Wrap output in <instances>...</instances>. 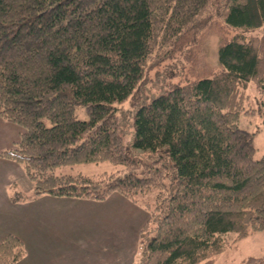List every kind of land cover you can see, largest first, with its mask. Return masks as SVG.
Returning <instances> with one entry per match:
<instances>
[{
  "label": "trees",
  "instance_id": "obj_1",
  "mask_svg": "<svg viewBox=\"0 0 264 264\" xmlns=\"http://www.w3.org/2000/svg\"><path fill=\"white\" fill-rule=\"evenodd\" d=\"M216 20L234 34L221 35L219 72L204 63L198 75L193 49ZM166 61L181 64L167 76L182 79L144 103L149 73ZM250 83L264 115V0H0V118L23 129L0 157L22 166L36 197L117 193L137 205L154 193L141 264H213L227 235L264 230V156L254 158L252 134L239 127L256 111ZM88 163L122 170L56 173ZM24 255L17 236L0 241V264Z\"/></svg>",
  "mask_w": 264,
  "mask_h": 264
},
{
  "label": "rangeland",
  "instance_id": "obj_2",
  "mask_svg": "<svg viewBox=\"0 0 264 264\" xmlns=\"http://www.w3.org/2000/svg\"><path fill=\"white\" fill-rule=\"evenodd\" d=\"M233 34V30L227 29L217 20L205 31L199 40L198 47L193 49L198 61H202L198 75L204 73V63L211 68L212 73L219 72L217 48L221 42V35L229 38ZM171 64L172 61H166L149 73V82L146 84L149 87V92L144 103H148L153 96L163 92L167 84H174L182 79L181 75L178 74L172 77L167 76L169 71H180V63ZM186 69L188 72L189 67L186 66ZM246 93L249 96L250 107L256 111L254 115L242 114L239 127L252 134V142L256 149L254 158L260 159L264 156V115L258 112V92L253 84H249ZM129 104V102H125L118 107L119 117L127 119L121 121L123 125L120 130L125 145L129 144L133 130L128 122ZM76 116L79 120H86L83 108L76 109ZM22 131L23 129L19 126L7 121L5 124H0V151L12 148L13 142L19 139ZM119 170H122L121 167L109 163H88L62 168L56 173H82L96 176L104 172L115 173ZM136 174L140 176L138 171ZM19 193L24 194L27 199L25 201L16 200L15 198L19 197ZM43 197L47 198L37 200L38 197L33 193L32 182L26 177L21 165L0 157V239L9 233L20 238L29 257L27 261H31L32 256L37 255L32 251V244L33 242L36 243L33 234L36 230H41V237L45 238L49 244H59L62 247L68 246L70 241L79 244L82 249L79 254L92 256L93 248L96 246V262L101 260L108 264H141L142 248L138 242V230L149 216L144 205L146 202L151 203L153 201L154 193L144 197L138 196L139 204L137 205L117 193L110 194L103 201L66 198L67 200L62 202L65 203L66 207H62L61 211H43L41 215H49L48 219L44 218L42 223H30L31 204L54 205L56 203L53 200L56 199L55 197L47 195ZM75 200L96 202V223L92 218L95 210L90 207H80L77 205L80 203L75 202ZM134 206L138 208H134ZM55 216L62 218L56 220ZM44 231L49 234L46 236ZM150 232L149 235L152 236V229ZM226 242L225 250L215 257L213 264H238L248 257H264V230L249 235L238 242L236 236L230 234L226 236ZM44 254L48 256L49 261L54 263L56 260L53 261V259L62 255L67 256L68 254L71 258H78L76 253H59L56 250H50Z\"/></svg>",
  "mask_w": 264,
  "mask_h": 264
},
{
  "label": "crops",
  "instance_id": "obj_3",
  "mask_svg": "<svg viewBox=\"0 0 264 264\" xmlns=\"http://www.w3.org/2000/svg\"><path fill=\"white\" fill-rule=\"evenodd\" d=\"M2 120L0 121V122H2L0 124H5V121H2ZM37 197H38L37 200H44V198L45 199L47 198V197H43V196H37ZM53 200H55V202H56V203H54V205L53 204L52 205H46V204L32 205L31 204L30 211H29L30 212V223H42L41 221L44 218L48 219L49 215H47V216L41 215V213L43 211H45V212H59L63 209L62 207H66L65 203H62L64 200H67L66 198H56ZM59 202H61V204H59ZM75 202L80 203V204H77L80 207L83 206V207H90V208L94 209L95 214L92 218H93L94 222L96 223V202L76 201V200H75ZM134 208H138V207L134 206ZM137 211H140V209H137ZM55 218L57 220V219H61L62 217L61 216H55ZM141 227H142V225H140V228ZM140 228H139V230H140ZM44 233L46 236L49 234L48 232L46 233V231H44ZM8 235H10V233ZM12 235H14V234H12ZM33 235H34V239H36V243L33 242L32 251H33V253H35L37 255L32 256V259H30L31 261H27L29 257L27 255V253L25 252L24 257L20 261L14 263V264H108V263H103L101 260L96 262V246L93 248V251H94L93 255L87 256L84 254H79V253H81L82 249L79 247V244H77L75 242L70 241V242H68V246L65 245V247H62L59 244H56V245L49 244V242L45 238L41 237V230H36ZM5 237H3V238H5ZM3 238H1V239H3ZM50 250L51 251L56 250L59 253L60 252L76 253V255H78V258L77 259L71 258V256H69L68 254H67L68 257L66 255H62V256L58 257L57 259H53V261L56 260V263H54V262L49 261L48 256H46L44 254Z\"/></svg>",
  "mask_w": 264,
  "mask_h": 264
}]
</instances>
